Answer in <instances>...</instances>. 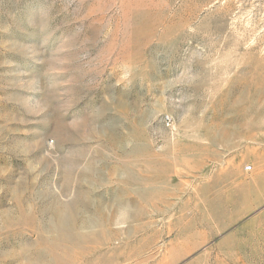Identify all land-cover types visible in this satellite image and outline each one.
Segmentation results:
<instances>
[{
	"label": "rangeland",
	"instance_id": "rangeland-1",
	"mask_svg": "<svg viewBox=\"0 0 264 264\" xmlns=\"http://www.w3.org/2000/svg\"><path fill=\"white\" fill-rule=\"evenodd\" d=\"M150 263L264 264V0H0V264Z\"/></svg>",
	"mask_w": 264,
	"mask_h": 264
},
{
	"label": "built area",
	"instance_id": "built-area-1",
	"mask_svg": "<svg viewBox=\"0 0 264 264\" xmlns=\"http://www.w3.org/2000/svg\"><path fill=\"white\" fill-rule=\"evenodd\" d=\"M251 169V167H246V170H250Z\"/></svg>",
	"mask_w": 264,
	"mask_h": 264
},
{
	"label": "crops",
	"instance_id": "crops-1",
	"mask_svg": "<svg viewBox=\"0 0 264 264\" xmlns=\"http://www.w3.org/2000/svg\"><path fill=\"white\" fill-rule=\"evenodd\" d=\"M153 260H154V257H153ZM147 263H149V260L148 261H146ZM155 262V261H154ZM151 264V263H150Z\"/></svg>",
	"mask_w": 264,
	"mask_h": 264
}]
</instances>
